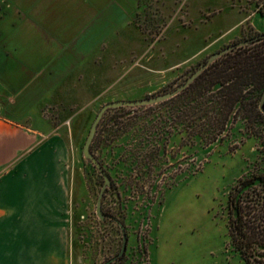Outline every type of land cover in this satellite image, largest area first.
I'll list each match as a JSON object with an SVG mask.
<instances>
[{"label":"rangeland","instance_id":"374dc122","mask_svg":"<svg viewBox=\"0 0 264 264\" xmlns=\"http://www.w3.org/2000/svg\"><path fill=\"white\" fill-rule=\"evenodd\" d=\"M195 2H0V17L27 18L40 30L25 40L29 55L22 59L33 60L36 77H49L50 88L36 89L33 102L15 111L41 139L66 147L67 264H244L229 245L225 205L240 178L264 172V120L249 106L260 91L243 83L239 104L224 114L216 93L230 81L217 72L234 73L249 54L264 57V40L234 50L185 92L166 96L216 52L264 34V0H249L247 24L228 30L217 23L228 12L223 3L202 10ZM217 9L215 23L207 22ZM102 111L88 157L84 147Z\"/></svg>","mask_w":264,"mask_h":264},{"label":"crops","instance_id":"0c3cea01","mask_svg":"<svg viewBox=\"0 0 264 264\" xmlns=\"http://www.w3.org/2000/svg\"><path fill=\"white\" fill-rule=\"evenodd\" d=\"M9 1L14 8L19 6L16 0L0 2ZM215 1L228 10L217 22L228 25L226 30L249 21V0H196L195 5L209 10L217 8ZM236 7L242 18L236 16ZM221 12L217 9L207 22L215 23ZM31 21L0 17V264H67V232L61 221L66 147L57 138L41 139V133L20 123L15 111L16 105L33 102L36 89L50 88L49 77H36L33 60L27 64L22 59L29 55L25 40L40 31Z\"/></svg>","mask_w":264,"mask_h":264},{"label":"trees","instance_id":"16d2710c","mask_svg":"<svg viewBox=\"0 0 264 264\" xmlns=\"http://www.w3.org/2000/svg\"><path fill=\"white\" fill-rule=\"evenodd\" d=\"M216 64L215 62L213 66ZM239 64L243 65L241 68L235 70L234 73L226 74L229 70L227 68L217 72L218 76L224 78L226 82L233 81L232 85L227 88L222 87L216 93L217 97L221 99V104L219 105L224 114L230 112L239 104L236 94L241 92V89L238 87L243 85V83L248 84V82H252L255 86H258L264 81V57L261 58L260 55L249 54ZM205 71H208V69ZM204 72L203 75L205 74ZM251 75H254L253 80H244L248 76L251 77ZM192 84L182 92H185ZM249 106L257 118L264 120L256 110L257 105L255 101H250ZM221 123L223 122H221L220 118L219 121L216 120V124L221 125ZM225 212L230 247L239 255L244 264H264L263 171L254 172L248 180L243 181L240 179L229 188L227 191Z\"/></svg>","mask_w":264,"mask_h":264},{"label":"water","instance_id":"95a60500","mask_svg":"<svg viewBox=\"0 0 264 264\" xmlns=\"http://www.w3.org/2000/svg\"><path fill=\"white\" fill-rule=\"evenodd\" d=\"M260 37H264V35H261ZM245 44V42H242V43H239L237 44L236 46H241ZM233 47L235 46H231L225 50H223L222 52L216 54V55H213L211 58H210V62L213 61L214 59H216L217 57L221 56L222 54L228 52L230 49H232ZM201 69L195 73L185 84H183L181 87H179L177 90H175L174 92L170 93L168 96H166V98H171L175 95H177L178 93H180L182 90H184L200 73ZM160 99H163V98H157L156 100H150V101H138V102H115V103H111V104H108L106 106V108H109V109H116V108H120V107H136V106H143V105H148V104H151L155 101H159ZM259 109L261 111V113H263L264 115V94H263V97L261 99V102H260V105H259ZM104 111L100 112V114L97 116L95 122H94V125H93V128L92 130L90 131V134L87 138V141H86V144H85V147H84V153L86 156H90L89 155V148H90V145H91V142L94 138V135H95V131H96V126L97 124L99 123L100 121V118L102 116ZM99 172H100V175L103 177L105 183L108 185L109 182H110V178L107 174H105L100 168H98ZM98 212V215L102 217L101 213H100V210L98 209L97 210ZM123 250H124V247H123Z\"/></svg>","mask_w":264,"mask_h":264},{"label":"flooded vegetation","instance_id":"af4514ba","mask_svg":"<svg viewBox=\"0 0 264 264\" xmlns=\"http://www.w3.org/2000/svg\"><path fill=\"white\" fill-rule=\"evenodd\" d=\"M261 35H264V34H258L257 36H254L253 38H249V39H245V40H242V41H235V42H233L231 45H228L227 47H225V48H223V49H221L220 51H218V52H216L215 54H213V55H216V54H218V53H220V52H222L223 50H225V49H227V48H229V47H231V46H235V47H233L232 49H230L228 52H226V53H224V54H222L221 56H219V57H217L216 59H214L213 61H211L210 62V58L213 56H211L207 61H205L203 64H202V67L200 68L201 69V71H200V73H199V75L190 83V84H192L201 74H203V72L205 71V70H207V69H209V67L210 66H213V64L216 62V61H219V59H221L222 57H229V54L230 53H232L234 50H241L242 49V47H244L245 45H248V44H250V43H252V42H254V41H252V40H254V39H256V38H258V40H264V37H260ZM255 41H257V40H255ZM242 42H245V44H243V45H241V46H236L237 44H239V43H242ZM234 56H236V55H234ZM200 69H198L195 73H197ZM186 83V82H185ZM184 83V84H185ZM226 83H228V82H226ZM189 84V85H190ZM233 83L232 82H230L227 86H224V88H227L228 86H230V85H232ZM188 85V86H189ZM182 86V85H181ZM180 86V87H181ZM187 86V87H188ZM186 87V88H187ZM185 88V89H186ZM239 89H241V86L240 87H238ZM257 88H258V90L260 91V97H259V99L255 102L256 103V105H257V112L264 118V115H263V113H261V111H260V109H259V105H260V102H261V99H262V97H263V94H264V81L260 84V85H258L257 86ZM256 88V89H257ZM178 89V88H177ZM176 89V90H177ZM229 90V89H228ZM175 91V90H174ZM173 91V92H174ZM183 91V90H182ZM181 91V92H182ZM180 92V93H181ZM172 93V92H171ZM180 93H178V94H180ZM240 93L241 92H239V93H237L236 94V97H238L239 95H240ZM177 94V95H178ZM176 96V95H175ZM174 97V96H173ZM173 97H171V98H173ZM170 98V99H171ZM143 106H145V105H143ZM120 108H123V107H120ZM116 109H119V108H116ZM254 114V113H253ZM255 115V114H254ZM218 141V140H217ZM216 141V142H217ZM92 143V142H91ZM260 148H264V146H261ZM252 175V174H251ZM250 175V176H251ZM249 176V177H250ZM241 180H243V181H246V180H248V179H246V178H240ZM239 179V180H240ZM105 182V181H104ZM103 217V216H102ZM125 243H126V237L125 236H123V246H122V249H121V254L125 251ZM123 247H124V250H123Z\"/></svg>","mask_w":264,"mask_h":264}]
</instances>
